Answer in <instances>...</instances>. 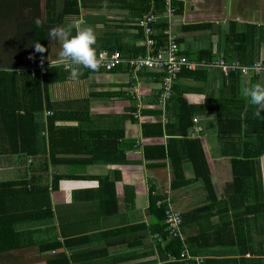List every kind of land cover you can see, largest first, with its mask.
<instances>
[{"label": "crops", "instance_id": "0c3cea01", "mask_svg": "<svg viewBox=\"0 0 264 264\" xmlns=\"http://www.w3.org/2000/svg\"><path fill=\"white\" fill-rule=\"evenodd\" d=\"M176 1L182 4V12L168 21L170 29L179 40L182 53L194 62L209 63L217 57H224L225 49L233 50L235 45L227 41V35L234 23L240 27L245 24L264 25V0ZM38 3L42 7L43 18L45 0ZM99 3L98 7H82L79 15L65 16L63 27L67 29L71 26L76 30L91 28L97 36V53L101 49L110 50L118 46L124 49L125 57L135 51L146 53L144 32L137 26L144 15L145 5L127 0H103ZM23 11L28 13L25 9ZM21 22V19L16 21L14 17L8 19L0 14V38L4 29L10 34V39L0 47V62L10 64L7 59L1 58L14 57L17 59L15 64H19L14 68L31 63L32 58L25 46L26 38L19 35ZM191 26L199 27L190 29ZM52 41L48 47L49 62L70 59L60 56L61 41L54 38ZM259 49L257 61H264V44ZM203 52H211L213 59L199 60ZM197 69L195 76L184 72ZM197 69L183 70L174 83L173 96L164 108L157 103L162 76V72L157 70L135 71L122 65L107 72L89 71L78 66L68 72L65 80L50 83L47 92L53 107L40 114L45 122L53 110H85L92 121L89 129L94 135L127 115L133 107H136L137 122L127 120L124 123L125 136L119 139L116 152L113 151L115 154L98 157L101 161L96 163H86L94 157L87 153L85 142L56 146L54 151L60 153L54 156L61 162L52 161L49 153L29 158L0 154V181L22 180L33 173L43 174L47 179L44 184L49 187L52 218L24 223L19 225V229L30 231V236L38 243L55 241L64 245L65 240H82L71 247L63 246L50 251L39 252L38 247L31 246L4 253L0 255V264H23L21 258L24 257L29 259L27 264H47V260L62 252L70 259L69 264H176V260H171L164 251L165 241L159 235L166 221L165 218L160 219L162 205L158 204V196L163 199L171 197L175 209L181 213L207 205L208 198L202 183L195 179L190 161H182V172L176 177L168 154L165 158L151 157L157 153L154 147L164 146L168 151L171 140L184 138L178 132L171 133L167 129V125L176 122L177 102L174 97L182 96L188 103L199 107L209 105L208 109L193 117V126L185 138L196 139L189 134L197 124L204 128L199 139L216 193L219 199H226L233 176L231 157L222 153L225 142L231 138L219 134L218 119L224 117L218 111L234 114L240 111V106H244L241 112L244 117L251 105L243 95L244 89L256 84L264 85V73L246 76L239 73L237 85L236 81L232 84L230 75L226 77L219 68L203 66ZM25 70L24 67L17 71ZM73 71L78 73L76 77L72 76ZM253 76H259V83ZM133 84L137 86L140 98L135 99L131 95L129 88ZM224 99L227 101L222 105L215 103ZM156 122L163 125V134L145 136L142 125ZM56 126H78V123L60 121ZM42 135H48L47 126ZM239 141L243 142L242 138ZM62 147L69 153H62ZM228 150L234 151V146L228 145ZM118 151L125 154V161L115 160ZM46 160L49 161V169L47 173H42L47 168L43 163ZM261 163L264 169V158ZM56 176L62 177L58 188L53 189V178ZM175 179L189 180L190 183L173 189L171 184ZM110 210L114 211L105 213ZM205 214L207 212L201 216ZM209 221L217 223L219 216L214 215ZM198 230L195 224L186 227V233L191 236H195ZM27 251L29 253H25ZM236 251L218 246L199 252L196 256L201 258L200 261L181 260L185 264H241V256Z\"/></svg>", "mask_w": 264, "mask_h": 264}, {"label": "trees", "instance_id": "16d2710c", "mask_svg": "<svg viewBox=\"0 0 264 264\" xmlns=\"http://www.w3.org/2000/svg\"><path fill=\"white\" fill-rule=\"evenodd\" d=\"M38 1L0 0L1 16L8 17V19L14 17L16 21L22 20L19 24V35L26 38L25 46L32 54L31 63L28 62L29 64L17 68H14L19 65L15 64L16 58H1L7 59L10 64L0 62V154L9 153L29 158L45 156L49 153L52 161L55 159V162H61L62 160H57L54 156L60 153L54 151L56 146L85 142L87 153L94 157V159L87 160L86 163H96L101 161L98 157H109L110 154H115L119 139L125 136L124 123L127 120L137 122L136 107L131 108L127 115L118 119L113 125L103 129L99 128L102 131L94 135L89 129L92 121L85 110L71 112L53 110V114L48 116L45 122L40 114L53 107L49 102L48 85L54 81L65 80L69 71L64 70L63 66L52 65L46 72H37L36 76L32 77L28 70L23 72L17 70L18 68L25 67L27 69L31 66L49 64L48 47L52 41L49 39V32L53 29L64 28L63 19L65 16L79 15L82 7H98L99 2L103 0H45L43 18L42 7ZM127 1L144 4L142 14L162 13L165 10V0ZM173 4L176 9L175 14L181 13L182 4L176 0L173 1ZM23 9L28 13H25ZM37 18L40 20L39 25L35 23ZM4 27L6 28V26ZM197 27L199 26H191L190 29ZM155 28L157 32L153 37L157 40V44L162 45L167 40L164 30L169 29L170 24L163 20L156 24ZM75 31L76 29L72 27L73 34ZM9 36L10 34L4 29L2 38H0V47L10 39ZM227 41L233 43L235 47L233 50L225 49V60L228 62L237 60L242 64L252 65L259 59V48L264 44V25L245 24L240 27L234 23L227 35ZM34 42L45 45L46 51L43 54L35 52ZM177 42H179L178 39ZM113 50H119L124 55L122 47H112L109 51ZM140 52L135 51L129 56L144 53ZM204 53L198 57L199 60L213 59L211 52ZM184 72L195 76L198 69L185 70ZM54 73L56 76H52ZM239 75V73L230 74L229 79L232 84L235 81L237 85L239 84ZM253 79L256 83L260 81L259 76H253ZM174 98L177 102L176 122L167 125V129L171 133L178 132L184 138L171 140L168 151L164 146L154 147L157 153L151 157L165 158L168 154L176 177L182 172V161H190L196 181L202 183L207 193L208 204L182 213L184 240L171 236L167 225L163 226V231L159 235L165 241L164 251L175 257L176 264H185L181 260V253L186 247L192 255H197L202 250L226 246L237 250L236 252L241 256V264H264V169L261 163L264 158V111H259L253 105L249 106L244 117L241 115L244 106H240V111L234 114L218 111V114L224 117L219 116L218 119L219 134L231 138L225 142L222 154L231 157L233 176L230 189L227 191L228 196L226 199H219L201 139L185 138L193 126V117L201 110L208 109L209 105L199 107L188 103L182 96ZM226 101L227 99L216 100L215 103L222 105ZM235 107L237 108L236 105ZM258 111L259 115L256 114ZM60 121L77 122L78 126H56V123ZM46 126L48 135H42ZM142 128L145 136L163 134V125L159 122L143 124ZM170 128L173 130L171 131ZM241 138L243 142L239 141ZM238 143L241 145L236 147ZM228 145H233L234 151H229ZM172 146L174 147L172 148ZM65 149H61L62 153H69ZM118 153L115 160L125 161V154L120 151ZM43 163L47 168L45 167L42 173H47L49 161L46 160ZM61 177L53 178V189L58 188V181ZM44 181L47 182V179H44L43 174L37 175L36 173L22 180L0 181V255L31 246L38 247L39 252L50 251L63 246L71 247L82 241L81 238H78L65 240L64 245L55 241L38 243L30 236L32 234L30 231L19 229L21 224L43 222L52 218L49 187L44 184ZM188 183H190L189 180L175 179L172 180L171 187L176 189ZM158 198L163 200L162 196H158ZM160 207L159 215L162 220L165 218V206ZM112 211L114 210L105 213L108 214ZM230 211H232L231 214ZM204 212L207 214L201 216ZM214 215L219 216V221L210 223L209 220ZM192 224L199 228L195 236L186 233V227ZM69 263L70 259L63 252L54 259L47 260V264Z\"/></svg>", "mask_w": 264, "mask_h": 264}, {"label": "built area", "instance_id": "2783aa9c", "mask_svg": "<svg viewBox=\"0 0 264 264\" xmlns=\"http://www.w3.org/2000/svg\"><path fill=\"white\" fill-rule=\"evenodd\" d=\"M174 0H165V10L162 13H145L137 22V26L143 29L144 39L146 44V53L136 56L125 57L119 50L109 51L101 49L97 54L99 58L98 70L113 71L121 65H127L131 69L138 70H157L162 72L161 87L157 103L161 107H165L166 103L172 98L174 90L173 86L179 75L184 69H197V67H215L219 68L223 74L228 77L231 73H240L244 76L254 74L262 75L264 73V61H256L252 65L242 64L240 61L227 62L224 57L215 58L209 63L194 62L182 53L180 44L171 29L164 30L167 35V40L164 44H157V40L153 37L157 30L155 25L161 21H169L175 15ZM169 23V22H168ZM60 65L64 70L71 71L79 65H75L70 59L53 61L49 64L31 66L28 70L32 77L36 76L37 72L44 73L50 66ZM133 98H140V93L135 84L129 88ZM197 122V119H195ZM203 127L200 125L194 126L190 132L191 138L201 137ZM159 205L165 206V223L168 227L169 234L173 237H179L184 240L182 232V213L175 209L172 199L169 196L160 200ZM171 260H176L175 257L170 256ZM181 259L200 261L196 255L189 252L188 247L181 253Z\"/></svg>", "mask_w": 264, "mask_h": 264}, {"label": "clouds", "instance_id": "9594fccd", "mask_svg": "<svg viewBox=\"0 0 264 264\" xmlns=\"http://www.w3.org/2000/svg\"><path fill=\"white\" fill-rule=\"evenodd\" d=\"M37 25L40 20L35 21ZM61 41L60 56L70 58L71 62L82 68L96 70L99 67V58L97 54V36L91 28L78 29L73 34L72 27L67 29L59 28L49 32V39ZM34 51L43 54L46 51L45 45L40 42H34ZM73 77L78 73L73 71ZM244 97L248 102L255 106L259 111H264V85L256 84L243 91ZM259 111L256 113L259 115Z\"/></svg>", "mask_w": 264, "mask_h": 264}, {"label": "rangeland", "instance_id": "374dc122", "mask_svg": "<svg viewBox=\"0 0 264 264\" xmlns=\"http://www.w3.org/2000/svg\"><path fill=\"white\" fill-rule=\"evenodd\" d=\"M44 2V1H43ZM25 253H29L28 251L27 252H25ZM19 259V258H18ZM28 258H26V257H24V258H21V261H22V263L23 264H27V262H28Z\"/></svg>", "mask_w": 264, "mask_h": 264}, {"label": "bare ground", "instance_id": "6f19581e", "mask_svg": "<svg viewBox=\"0 0 264 264\" xmlns=\"http://www.w3.org/2000/svg\"><path fill=\"white\" fill-rule=\"evenodd\" d=\"M145 54V53H144ZM107 72H109V71H107Z\"/></svg>", "mask_w": 264, "mask_h": 264}]
</instances>
